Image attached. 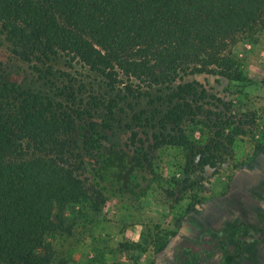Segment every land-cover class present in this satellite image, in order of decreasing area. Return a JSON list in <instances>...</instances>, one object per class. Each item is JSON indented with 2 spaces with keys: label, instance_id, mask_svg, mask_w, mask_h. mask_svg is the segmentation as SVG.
<instances>
[{
  "label": "trees",
  "instance_id": "trees-1",
  "mask_svg": "<svg viewBox=\"0 0 264 264\" xmlns=\"http://www.w3.org/2000/svg\"><path fill=\"white\" fill-rule=\"evenodd\" d=\"M262 35L264 0H0L11 54L0 59V264H62L50 237L71 233L67 207L106 206L84 132L124 130L140 165L155 148L180 147L184 181L226 162L247 122L186 77L246 80L236 45ZM250 230L264 237L255 225L241 234Z\"/></svg>",
  "mask_w": 264,
  "mask_h": 264
},
{
  "label": "rangeland",
  "instance_id": "rangeland-1",
  "mask_svg": "<svg viewBox=\"0 0 264 264\" xmlns=\"http://www.w3.org/2000/svg\"><path fill=\"white\" fill-rule=\"evenodd\" d=\"M235 49L246 80L239 82L210 74L186 77L214 87L247 122L246 131L236 136L226 162L215 168L207 167L184 181V152L180 147L155 148L150 153V165H140L132 160L134 147L128 144V133L124 130L115 128L104 140L82 133L79 139L88 174L105 192L108 202L100 211H94L85 202L70 204L66 210L68 225L77 230L105 223L108 236L116 223L117 239L111 242L107 237L105 242H89L88 246L84 242L71 253L68 247L73 242L66 240V232L58 231L50 237L57 260L61 259L62 264H162L156 254L176 243L168 241L173 240L168 223L177 222L191 212H198V221L203 222L208 204L219 202L216 205L219 207L229 197L234 204L243 196L241 190L246 186L252 190L249 200L260 196V187L255 185L257 182L264 185V180L260 181L264 168L256 170L255 158L264 154V35L255 43L239 42ZM9 56L6 44H0V59L10 62ZM203 131L195 128L194 137L202 138ZM98 229L99 226L95 231ZM248 238L251 242L244 247L247 263L264 264V238L256 234ZM214 241L194 242V251L186 247L187 243L179 242L176 253L184 252L191 260L212 258L218 248L226 246L220 239Z\"/></svg>",
  "mask_w": 264,
  "mask_h": 264
},
{
  "label": "crops",
  "instance_id": "crops-1",
  "mask_svg": "<svg viewBox=\"0 0 264 264\" xmlns=\"http://www.w3.org/2000/svg\"><path fill=\"white\" fill-rule=\"evenodd\" d=\"M255 165L256 170H262V168H264V154L255 158ZM263 180L264 178L260 179V181ZM255 187H260V192H258L260 196H252L253 198L249 200L252 190L247 186L244 187L241 190L243 196L239 197L237 202H234L239 208L235 207L236 204L234 206L233 199L229 197L225 198V200L223 199L219 207L216 206L219 202L215 205L208 204L205 212V216H207L204 218L203 222L198 221L200 217L198 212H191L178 219L177 222L168 223L167 225L173 230V240L170 239L168 241L176 243L169 249H163L162 253L158 252V255L156 254L157 258L162 259V264H225V255L236 251L237 242L241 239L240 231L242 228L247 225H255L262 228L264 226V185L260 186L259 182H257ZM195 221L197 222L195 223ZM98 226L99 229L96 232L95 230ZM98 226L94 228L92 226L90 229L88 227H80L77 230H72L71 233H67L66 240L68 242H73L72 246L68 247L69 251L71 253L74 252V250L76 251L84 242L86 246H88L89 242L103 241L105 238L107 239V237L111 242L116 241L118 229L116 223L112 224L113 227L108 236L105 223H99ZM209 227L212 230H209ZM91 230L93 232L92 234L90 232ZM205 230L207 231L204 232ZM98 233H101L102 236H99ZM219 239L221 242H225L226 246L218 248L212 258L191 260L189 255L184 252L176 253V247L179 242L187 243L186 247H189L190 251H194V242H212L214 240V242H219ZM243 239L246 242L245 246L247 242H251L249 238ZM105 241L107 240L103 242ZM92 255H94V253H92ZM156 259L155 261H157ZM233 264H248L245 249L242 256L237 258Z\"/></svg>",
  "mask_w": 264,
  "mask_h": 264
},
{
  "label": "flooded vegetation",
  "instance_id": "flooded-vegetation-1",
  "mask_svg": "<svg viewBox=\"0 0 264 264\" xmlns=\"http://www.w3.org/2000/svg\"><path fill=\"white\" fill-rule=\"evenodd\" d=\"M245 228V227H244ZM244 228L241 230V231H243L244 230ZM260 228H262V227H260ZM264 228V227H263ZM241 231H240V233H241ZM257 235V236H260L261 238H264L263 236H262V234L260 233V232H256V231H253V230H250L249 231V233L248 234H246V235H240V237H241V239L243 240V245H242V247H243V252H244V247H245V244H246V242L244 241V239L243 238H248V236H250V235ZM238 243V242H237ZM228 254V253H227ZM243 254V253H242ZM242 256V255H241ZM235 261V260H234ZM233 261V262H234ZM233 264V263H232Z\"/></svg>",
  "mask_w": 264,
  "mask_h": 264
}]
</instances>
